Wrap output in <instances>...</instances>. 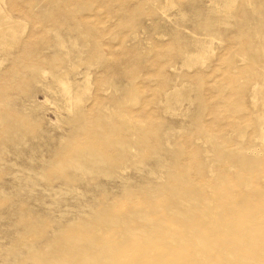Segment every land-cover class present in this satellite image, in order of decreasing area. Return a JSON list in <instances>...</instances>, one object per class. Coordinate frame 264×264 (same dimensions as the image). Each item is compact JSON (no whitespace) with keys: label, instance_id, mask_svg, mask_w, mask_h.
<instances>
[{"label":"rangeland","instance_id":"obj_1","mask_svg":"<svg viewBox=\"0 0 264 264\" xmlns=\"http://www.w3.org/2000/svg\"><path fill=\"white\" fill-rule=\"evenodd\" d=\"M0 264H264V0H0Z\"/></svg>","mask_w":264,"mask_h":264}]
</instances>
